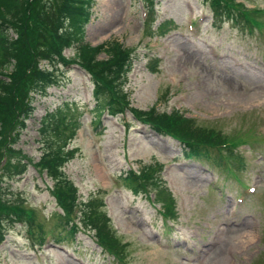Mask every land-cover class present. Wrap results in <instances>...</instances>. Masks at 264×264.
I'll return each instance as SVG.
<instances>
[{
	"label": "rangeland",
	"instance_id": "rangeland-1",
	"mask_svg": "<svg viewBox=\"0 0 264 264\" xmlns=\"http://www.w3.org/2000/svg\"><path fill=\"white\" fill-rule=\"evenodd\" d=\"M46 1L56 16L60 0ZM235 1L244 4L240 8L264 9V0ZM153 3L94 0L85 38L92 45L118 41L132 49L126 88L137 109H179L195 126L246 141L228 159L233 172L223 163L214 167L186 158L176 138L143 125L130 111L105 114L98 123L90 76L79 65L63 66L70 79L51 86L48 95L35 96L12 147L30 165L20 177L3 182L34 209L36 233L31 236L25 224L15 225L0 246V264H264V13L257 15L263 24L259 29L232 16L215 20L207 0ZM64 52L72 56L75 49ZM66 104L80 126L67 145L77 154L66 163L65 174L79 187L80 198H93L110 217L123 245L119 256L102 249L92 230L61 243L50 240L42 248L35 245L41 232L53 228L60 209L53 179L35 165L44 147L41 120ZM10 157L6 153L1 165ZM149 165L157 167L150 180L156 186L149 189L163 185L172 193V215L153 201L154 192L147 197L124 184L129 169ZM249 186L255 190H246ZM5 195L0 192V206L9 205L3 197L11 192Z\"/></svg>",
	"mask_w": 264,
	"mask_h": 264
},
{
	"label": "trees",
	"instance_id": "trees-1",
	"mask_svg": "<svg viewBox=\"0 0 264 264\" xmlns=\"http://www.w3.org/2000/svg\"><path fill=\"white\" fill-rule=\"evenodd\" d=\"M207 1L215 20L223 21L226 16H232L237 23L243 21L248 28L263 25L257 22L256 16L261 9L252 12L240 8L244 4L235 0ZM93 3L94 0H60L58 13L54 16L47 1L0 0V192L4 195L11 192V196L3 197L9 205L0 206V243L7 226L20 221L33 223L34 209L23 205L25 199L16 196L3 182L26 171L29 161L24 159L21 150L12 147L26 125V116L34 109L35 96L48 95L51 86L64 84L70 79L61 70L63 66L79 65L90 76L98 123L101 122V114L118 116L130 111L135 120L176 138L183 145L185 157L209 164L217 165L224 159L221 148L229 150L232 144L237 143L219 130L195 126L179 110L169 113L159 112L155 106L146 111L134 107L131 91L126 88L134 59L132 49L118 41L92 45L85 38ZM72 47L74 55L67 56L64 51ZM101 53L106 57L100 58ZM42 118L44 147L37 166L53 179L52 193L63 211L55 212L56 223L51 228L59 234L57 240H68V235L75 236L83 226L95 232L97 242L105 250L121 255L123 245L114 236L110 218L94 205L93 198L88 202L81 201L78 188L63 172V165L76 155V149L67 148V145L70 146L75 137L79 119L68 104L47 112ZM8 152L11 161L3 166L1 159ZM154 171L153 165L143 167L139 173L129 171L124 176L125 184L135 192L143 191L148 195L150 185L156 186L155 183L150 184ZM155 198L165 214H174L175 200L168 189L160 188ZM32 229L31 235H35L36 229ZM63 232L67 236H62ZM43 233L36 242L44 241Z\"/></svg>",
	"mask_w": 264,
	"mask_h": 264
}]
</instances>
